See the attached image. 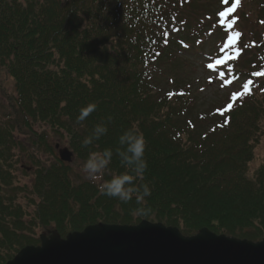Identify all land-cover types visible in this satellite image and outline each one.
<instances>
[{
	"label": "trees",
	"instance_id": "trees-1",
	"mask_svg": "<svg viewBox=\"0 0 264 264\" xmlns=\"http://www.w3.org/2000/svg\"><path fill=\"white\" fill-rule=\"evenodd\" d=\"M211 6L212 0H0V68L13 81V108L22 122H40L66 138L80 162L91 151L115 148L124 130L139 128L147 140L143 182L152 187L153 210L136 217L135 200L118 204L100 195V181L38 157L29 158L35 165L31 184L14 186L12 149L22 146L8 125H0V264L23 246L38 244L39 227L64 236L98 222L148 220L186 236L207 227L242 239L264 238V160L252 165L264 85L248 86L230 109L225 100L202 111L195 91L176 84L179 77L163 90L154 81L164 62L175 64L193 46L202 48V35L215 39L214 48L221 35L227 41L240 33L227 49L235 57L222 69L236 80L240 72L259 71L264 0H217L213 11ZM224 9L221 21L212 18ZM241 59L248 70L236 65ZM89 102L97 103L96 111L77 123ZM108 117L107 134L82 147L93 126ZM42 141L51 153V144L43 136ZM110 168L123 171L115 156ZM20 191L34 207L28 219L17 203Z\"/></svg>",
	"mask_w": 264,
	"mask_h": 264
},
{
	"label": "water",
	"instance_id": "water-1",
	"mask_svg": "<svg viewBox=\"0 0 264 264\" xmlns=\"http://www.w3.org/2000/svg\"><path fill=\"white\" fill-rule=\"evenodd\" d=\"M71 152L60 150L69 161ZM5 264H264V239L258 242L216 235L201 228L183 236L176 227L142 220L136 225L97 223L61 238L40 235Z\"/></svg>",
	"mask_w": 264,
	"mask_h": 264
},
{
	"label": "rangeland",
	"instance_id": "rangeland-1",
	"mask_svg": "<svg viewBox=\"0 0 264 264\" xmlns=\"http://www.w3.org/2000/svg\"><path fill=\"white\" fill-rule=\"evenodd\" d=\"M217 5V0H212L211 11L214 10L215 6ZM213 8V9H212ZM204 40L198 41L197 48L193 46L188 50L186 55L178 56V59L175 64H171L170 62H164L160 65V68L156 71V79L154 80L155 83L163 90L165 88H169L171 80L181 79L179 83L176 84H186L189 86L195 93L197 94V101H198V109L205 111L209 109L212 105H220L225 98H227L233 91L235 85L231 84L229 87L222 86V84H218L216 80V75L210 71V69L205 65V63L212 58L206 55L209 51H211V45L215 41V39H208L205 35H202ZM186 43V42H185ZM189 45V43H186ZM196 45V44H195ZM183 47V46H182ZM187 46H184L186 48ZM177 49V48H176ZM193 49V50H192ZM214 49V48H213ZM177 55L179 52L175 51ZM171 61V59H168ZM243 67L245 63H243V59H241L236 65ZM248 70V68H247ZM15 98V90L13 87V81L11 77L7 76L5 71L0 68V120L6 121L8 120L9 116L13 119L17 120L18 129L16 131V125L13 129V134L16 135V139L20 142L19 144L22 146V149L15 147L12 149V161H13V168L11 171L13 177V185L14 186H22L25 184L30 185L32 182L31 180V172L27 170L24 172L22 169L30 167L31 164L28 160V157L31 154H36L38 157L43 159H48L47 157L50 154H46L42 151L41 148L44 147L43 141H37V144L41 146L40 148L34 147L32 143V139L27 135L24 134V126L21 123L20 118L16 115V109L13 108ZM34 130L38 133L43 134V138L48 141V143L54 145L55 143L59 144L61 147L67 146L65 138H59L58 136L54 135L48 128L45 126H41L40 122L33 123ZM26 129V128H25ZM259 141L255 145L254 148V159H253V167L257 166L262 160H264V119L262 120V125L259 130ZM25 149H24V147ZM27 150V151H26ZM84 162L77 161L76 158L72 157L70 166L74 173L80 177L87 178L85 174L82 172V165ZM252 163V162H251ZM250 163V165H251ZM24 165L25 167H23ZM11 166V165H10ZM250 167V166H249ZM88 179V178H87ZM99 182V181H97ZM28 194L20 191L17 197V203L21 205L22 209L26 211L28 214L27 217H30L34 207L27 202ZM35 234L38 235L43 231V228H35Z\"/></svg>",
	"mask_w": 264,
	"mask_h": 264
},
{
	"label": "clouds",
	"instance_id": "clouds-1",
	"mask_svg": "<svg viewBox=\"0 0 264 264\" xmlns=\"http://www.w3.org/2000/svg\"><path fill=\"white\" fill-rule=\"evenodd\" d=\"M97 109L96 102H89L79 110L77 123L83 122ZM112 117L96 123L91 132L85 136L81 146L87 148L94 145L107 134L108 124ZM147 140L144 133L137 127H130L118 137L115 148L106 147L91 151L82 165V172L92 181H100V195L116 200L118 204H128L135 200L137 207L133 210L136 217H147L152 214L148 198L152 195V187L145 181L148 171L146 158ZM114 156L123 171H113L110 165ZM109 178L105 179V175ZM141 181V183H137Z\"/></svg>",
	"mask_w": 264,
	"mask_h": 264
},
{
	"label": "snow or ice",
	"instance_id": "snow-or-ice-1",
	"mask_svg": "<svg viewBox=\"0 0 264 264\" xmlns=\"http://www.w3.org/2000/svg\"><path fill=\"white\" fill-rule=\"evenodd\" d=\"M227 2H229V0H227ZM234 8H235V5H233V8L230 9V11L233 10ZM219 15H220L221 17H224V16L227 15V13L221 11V12H219ZM239 35H240V33H235L234 35L228 36L227 41L224 43V46H223V48H221L220 51H221V52H224V51H225L226 49H228L231 45H234L235 42H236V37H238ZM226 58H227V59H231V57H226ZM216 63H217V64H221V63H223V60H217ZM208 67H209V68H212V67H214V65L209 64ZM254 75H256V76H261V75H264V73L255 72ZM229 83H230V82H229ZM250 83H251V81H249L247 84L244 85V88H245L246 91L248 90V86H249ZM232 99H236V95H235V94H233ZM231 107H232V105L229 104V105H228V108L230 109Z\"/></svg>",
	"mask_w": 264,
	"mask_h": 264
}]
</instances>
